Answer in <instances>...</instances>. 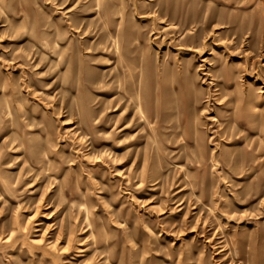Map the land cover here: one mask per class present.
<instances>
[{"label":"rangeland","instance_id":"374dc122","mask_svg":"<svg viewBox=\"0 0 264 264\" xmlns=\"http://www.w3.org/2000/svg\"><path fill=\"white\" fill-rule=\"evenodd\" d=\"M244 263L264 0H0V264Z\"/></svg>","mask_w":264,"mask_h":264},{"label":"bare ground","instance_id":"6f19581e","mask_svg":"<svg viewBox=\"0 0 264 264\" xmlns=\"http://www.w3.org/2000/svg\"><path fill=\"white\" fill-rule=\"evenodd\" d=\"M156 12H157V11H156ZM213 29H214V28H213ZM124 128H126V126L122 127V129H124ZM120 130H121V129H120ZM78 136L82 137L80 134H78ZM112 158H113L115 161L120 159L117 153L113 154ZM119 162L121 163L122 161H119ZM119 171H121V170H119ZM8 239H9V238H8ZM223 249H224V248H222V250H223ZM244 264H245V263H244Z\"/></svg>","mask_w":264,"mask_h":264}]
</instances>
